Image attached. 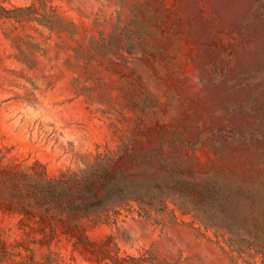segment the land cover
<instances>
[{
  "label": "rangeland",
  "instance_id": "1",
  "mask_svg": "<svg viewBox=\"0 0 264 264\" xmlns=\"http://www.w3.org/2000/svg\"><path fill=\"white\" fill-rule=\"evenodd\" d=\"M119 152L264 187V0H0V264H264L185 197L74 234L14 207L10 178Z\"/></svg>",
  "mask_w": 264,
  "mask_h": 264
},
{
  "label": "trees",
  "instance_id": "2",
  "mask_svg": "<svg viewBox=\"0 0 264 264\" xmlns=\"http://www.w3.org/2000/svg\"><path fill=\"white\" fill-rule=\"evenodd\" d=\"M128 160L124 152L101 153L79 171L51 177L45 168L40 176L10 178L14 207L45 220L73 224L69 231L74 234L83 219L107 220L125 203L137 201L163 210L170 199L185 197V204L179 205L184 212L194 204L203 221L226 229L241 245L264 257V187L233 186L195 172L156 177L154 171L140 173L142 169L130 167Z\"/></svg>",
  "mask_w": 264,
  "mask_h": 264
}]
</instances>
